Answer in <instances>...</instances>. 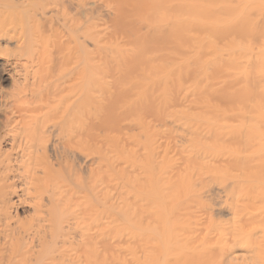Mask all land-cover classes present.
<instances>
[{
  "label": "bare ground",
  "instance_id": "1",
  "mask_svg": "<svg viewBox=\"0 0 264 264\" xmlns=\"http://www.w3.org/2000/svg\"><path fill=\"white\" fill-rule=\"evenodd\" d=\"M5 1L0 264H264V0Z\"/></svg>",
  "mask_w": 264,
  "mask_h": 264
},
{
  "label": "rangeland",
  "instance_id": "2",
  "mask_svg": "<svg viewBox=\"0 0 264 264\" xmlns=\"http://www.w3.org/2000/svg\"><path fill=\"white\" fill-rule=\"evenodd\" d=\"M2 2V3H1ZM5 5H4V4ZM0 4H2V5H0V17L1 18H3V16L4 15H6L7 17L9 16V17H11V18H9L10 20H14V18L16 19L17 18V11L15 10V7H13V6H10V4H8V3H6V1L5 0H0ZM7 5V6H6ZM14 8V9H13ZM8 11V12H7ZM12 11H13V13H12ZM13 14V15H12ZM15 14V15H14ZM2 15V16H1ZM5 16V17H6ZM13 16H14V18H13ZM5 19V18H4ZM11 61L13 62V61H15L14 60V58L11 56ZM1 63H3V61L2 60H0V64ZM2 67H0V82L2 83L3 81H5V79H6V76L5 75H3V73H2V69H1ZM4 83V82H3Z\"/></svg>",
  "mask_w": 264,
  "mask_h": 264
}]
</instances>
